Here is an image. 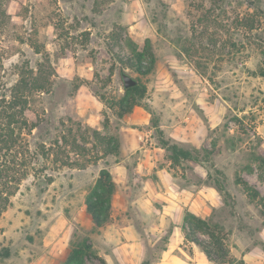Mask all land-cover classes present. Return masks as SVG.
Instances as JSON below:
<instances>
[{
	"label": "rangeland",
	"instance_id": "1",
	"mask_svg": "<svg viewBox=\"0 0 264 264\" xmlns=\"http://www.w3.org/2000/svg\"><path fill=\"white\" fill-rule=\"evenodd\" d=\"M21 1L24 10L13 18L14 28L42 45L52 81L51 93L44 94L38 106L45 110L44 120L32 139L45 138L51 127L71 117L102 134L118 131L122 144L118 156H104L99 146L92 148L88 155L101 156L100 160L84 168L64 167L54 173L51 184L33 177L23 181L0 217V264H62L73 231L91 228L86 226L91 220L84 199L101 168L109 169L117 185L109 224L129 227L121 238L129 245L114 256L115 264L121 260L142 264L145 259L161 264L160 248L173 223L143 188L146 176L137 168L144 149H151L155 162L165 165L190 190L207 186L202 181L211 168L210 164L170 165L143 107L137 106L140 112L134 117L138 122L133 123L130 117L136 106L118 119L97 99L95 94L123 93L121 70L145 85L143 103L159 117L166 136L172 132L175 140L197 148L212 149L215 143L218 152L210 163L224 173L235 206L231 212L218 194L221 204L211 207L209 214L213 209L214 220L227 232L231 259L263 264L264 225L257 201L249 202L234 178L242 177L264 197V173L252 160L253 152H264V0ZM247 23H252V29L245 27ZM118 34L122 36L116 41ZM126 37L139 50L150 40L155 56L151 72L139 74L117 61L115 53L127 55ZM186 39L197 51L192 58L182 52ZM6 40L4 65L11 79L16 64L28 61L35 67L41 60L26 42ZM213 48L215 52L210 51ZM194 60L208 61L205 74L196 70ZM27 115L35 120L31 111ZM132 128L139 129L142 138ZM137 140L142 148L136 146ZM97 232L90 234L91 243ZM6 250L9 255L3 257ZM203 262L196 263L214 264ZM85 264L103 263L92 258Z\"/></svg>",
	"mask_w": 264,
	"mask_h": 264
},
{
	"label": "trees",
	"instance_id": "2",
	"mask_svg": "<svg viewBox=\"0 0 264 264\" xmlns=\"http://www.w3.org/2000/svg\"><path fill=\"white\" fill-rule=\"evenodd\" d=\"M22 6L21 0H0V217L11 205L12 197L28 177L51 184L54 181V173L64 167L84 168L100 160L101 156L88 155L92 148L99 146L104 156L109 154L118 156L122 144L118 131L109 135L102 134L98 128L82 125L79 121H73L71 117L60 120L56 126L51 127L52 130L47 132L48 135L45 138L37 136L35 140L32 139L33 132L39 129L44 120L45 110H40L38 106L42 96L51 93L52 81L46 66L49 59L42 45L35 37L25 38L14 28L16 24L13 23V18L19 16L24 10ZM245 27L252 29V23H247ZM121 36V34L115 36L116 41ZM9 37L20 43L26 42L36 54L42 57L35 67L29 65L28 61L16 64L13 73L15 77L12 79L8 77L4 65L6 55L4 41ZM124 42L127 55L113 53L117 61L139 74L151 72L155 65V56L150 40H145L141 50L129 37H126ZM192 44V41L186 39L182 45V52L190 58L197 54ZM123 48L122 45L120 49ZM203 48L208 50L209 45H203ZM110 50L112 52L113 49ZM210 51L215 52L216 49L213 48ZM207 64V60L200 62L194 60L195 68L201 74H205ZM145 93L146 87L139 79L136 85L124 89L119 96L95 95L118 119L132 112L135 106L143 107L150 114L149 124L158 137L159 146L166 152L170 165L210 164L214 174L208 168L206 179L202 183L213 187L221 196L224 206L233 212L235 199L226 189L225 175L210 163L211 156L218 152L215 149V143L212 149L197 148L186 146L166 136L160 126L159 117L147 104L143 103ZM28 111L34 114L35 120L28 117ZM103 115L104 122L107 123L109 119L105 111ZM89 143L90 147H88ZM252 160L256 169L264 173V152H253ZM246 170L251 172L252 167L247 165ZM234 183L241 186L249 202L257 201L264 225V197L260 196L256 187L240 176H235ZM116 190L117 185L109 169L101 168L84 199L85 210L90 216L92 227L78 228L73 231L69 241V251L62 264H85L87 259L92 258L100 259L105 264L104 259L98 255L90 242V234L112 222V200ZM213 212L212 209L209 216L201 217L184 210L180 224L184 241L198 246L207 260L214 264H245L243 259L230 258L227 232L222 224L214 220ZM172 227L173 224L163 238L164 245L160 248L161 252L167 248ZM262 248L264 251V244ZM8 255V250L2 253L3 257ZM142 264H149V261L145 259Z\"/></svg>",
	"mask_w": 264,
	"mask_h": 264
},
{
	"label": "crops",
	"instance_id": "3",
	"mask_svg": "<svg viewBox=\"0 0 264 264\" xmlns=\"http://www.w3.org/2000/svg\"><path fill=\"white\" fill-rule=\"evenodd\" d=\"M139 107L136 106L134 112L131 114L133 123H137L134 114L139 113ZM144 124H147L144 121ZM131 130L136 131L138 138H142V133L137 128ZM124 132H126L124 130ZM122 131L125 142L128 140ZM174 139L177 137L170 132L168 134ZM142 148V144L136 141V146ZM141 158V162L138 164L137 172L146 176L142 180L143 188L146 195L161 205L163 216L168 218L172 223V231L168 238L167 248L162 252L161 264H197L208 263L205 254L194 243L185 242L180 228L184 210H188L196 215L205 217L209 214L211 207H216L221 204L220 197L214 188L210 186H199L195 189H189L181 186L176 177L173 176L170 169L165 165H158L153 159V155L150 154L151 149L145 148ZM140 176V174L138 173ZM91 220V219H90ZM87 227H92V222L86 221ZM115 224H107L100 228L97 233L92 235V243L97 248L98 254L106 261L107 264H115V255L121 252V249L127 242L121 240L122 236L127 234L129 227L122 226L116 227ZM86 227V228H87ZM187 248V249H186ZM66 256L60 260L63 263ZM120 264H126L121 260Z\"/></svg>",
	"mask_w": 264,
	"mask_h": 264
},
{
	"label": "water",
	"instance_id": "4",
	"mask_svg": "<svg viewBox=\"0 0 264 264\" xmlns=\"http://www.w3.org/2000/svg\"><path fill=\"white\" fill-rule=\"evenodd\" d=\"M120 79L122 81L123 89H127L132 87L138 83V80L128 73L124 72L123 70L120 71Z\"/></svg>",
	"mask_w": 264,
	"mask_h": 264
}]
</instances>
